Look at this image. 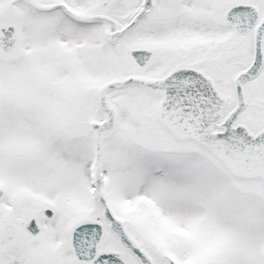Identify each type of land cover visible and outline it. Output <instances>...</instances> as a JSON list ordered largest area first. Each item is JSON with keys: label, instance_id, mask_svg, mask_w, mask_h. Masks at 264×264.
<instances>
[{"label": "snow or ice", "instance_id": "1", "mask_svg": "<svg viewBox=\"0 0 264 264\" xmlns=\"http://www.w3.org/2000/svg\"><path fill=\"white\" fill-rule=\"evenodd\" d=\"M0 264H264V0H0Z\"/></svg>", "mask_w": 264, "mask_h": 264}]
</instances>
